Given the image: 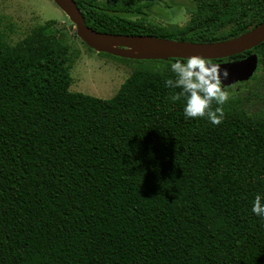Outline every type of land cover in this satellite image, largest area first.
I'll return each instance as SVG.
<instances>
[{
  "label": "trees",
  "instance_id": "trees-1",
  "mask_svg": "<svg viewBox=\"0 0 264 264\" xmlns=\"http://www.w3.org/2000/svg\"><path fill=\"white\" fill-rule=\"evenodd\" d=\"M75 1L97 31L192 43L264 22V0H188L183 25L152 18V0ZM56 25L15 43L0 30V264H264L251 212L264 193V41L211 59L259 56L213 125L185 118L181 89L164 84L183 58L102 52L132 62L129 77L111 98L72 91Z\"/></svg>",
  "mask_w": 264,
  "mask_h": 264
},
{
  "label": "rangeland",
  "instance_id": "rangeland-1",
  "mask_svg": "<svg viewBox=\"0 0 264 264\" xmlns=\"http://www.w3.org/2000/svg\"><path fill=\"white\" fill-rule=\"evenodd\" d=\"M152 1L155 5L150 13L152 18L162 23L181 25L188 20V13L183 5L188 0ZM51 19L57 21L56 26L62 40L70 46V89L111 98L131 74L132 62L104 55L99 49L87 45L78 36L75 24L53 0H0V30L11 43L19 41L33 28ZM252 84L253 79L250 77L229 85L221 83V87L228 92L230 98L247 91Z\"/></svg>",
  "mask_w": 264,
  "mask_h": 264
},
{
  "label": "water",
  "instance_id": "water-1",
  "mask_svg": "<svg viewBox=\"0 0 264 264\" xmlns=\"http://www.w3.org/2000/svg\"><path fill=\"white\" fill-rule=\"evenodd\" d=\"M75 24L78 36L89 46L101 52L128 58H189L199 56L211 59H223L250 50L264 41V22L249 32L236 38L213 43H192L169 40L148 35L115 34L100 32L86 24L75 0H53ZM131 48H143L151 55L131 53ZM259 56L254 53L240 61L219 62L221 72L227 71L228 77L221 76V83L229 85L253 76L258 68Z\"/></svg>",
  "mask_w": 264,
  "mask_h": 264
},
{
  "label": "clouds",
  "instance_id": "clouds-1",
  "mask_svg": "<svg viewBox=\"0 0 264 264\" xmlns=\"http://www.w3.org/2000/svg\"><path fill=\"white\" fill-rule=\"evenodd\" d=\"M169 70L175 74V79L166 78L164 84L169 88L181 89L171 99L176 101L184 98L185 118L206 116L211 124H221L225 115L222 106L229 99L228 92L221 87V76L226 79L228 72H221L218 65L199 56L189 57L184 61L176 60L170 64ZM213 102L217 105L214 110L211 107ZM251 212L264 219V193H256Z\"/></svg>",
  "mask_w": 264,
  "mask_h": 264
},
{
  "label": "bare ground",
  "instance_id": "bare-ground-1",
  "mask_svg": "<svg viewBox=\"0 0 264 264\" xmlns=\"http://www.w3.org/2000/svg\"><path fill=\"white\" fill-rule=\"evenodd\" d=\"M129 52L131 53H139V54H144V55H151L152 53L147 51L146 49L143 48H131L129 49Z\"/></svg>",
  "mask_w": 264,
  "mask_h": 264
}]
</instances>
